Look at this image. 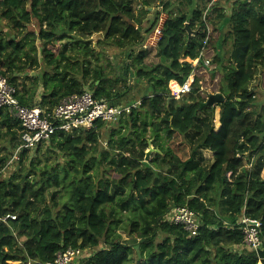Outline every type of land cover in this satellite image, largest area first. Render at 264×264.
I'll return each mask as SVG.
<instances>
[{
	"label": "trees",
	"instance_id": "trees-1",
	"mask_svg": "<svg viewBox=\"0 0 264 264\" xmlns=\"http://www.w3.org/2000/svg\"><path fill=\"white\" fill-rule=\"evenodd\" d=\"M135 1H0L2 19L7 18V27L16 32L11 37L0 29V74L18 88L23 105L52 109L62 98L86 90L112 105H126L138 99L124 102L125 91L118 84L125 87L133 79L144 84L139 108L124 115L119 129L110 132L109 149L102 150L98 160L108 175L97 183L91 171L102 137L108 133L103 132L108 124L102 121L89 130L58 132L52 137L50 143L67 158L63 178L55 167L48 179L41 170L36 182L20 169L0 180V218L9 213L17 216L8 223L0 220V264H47L68 247L89 250L81 264H129L133 236L144 246V264H264V105L259 111L257 94L249 89L256 75V58L264 57V0L234 2L233 50L230 64L224 67L220 66L224 58L217 28L211 29L204 50L205 58L212 60L210 66L202 60L195 67L183 61L199 58L208 28L217 18L224 19L219 1L208 8L212 0H202L205 7L175 12L167 0L162 38L147 46L163 10L146 27L151 0H143L139 12ZM187 1L191 6L195 2ZM187 23L199 31L188 46ZM31 24L37 30L26 31ZM90 34L100 36L98 41L127 48L124 75L111 78L101 66L92 68L90 60L74 62L68 55L72 42L60 43L78 37L75 43L82 46L81 37ZM83 49L87 55L94 53L90 41ZM150 57H154L151 63ZM41 60L52 71L22 81ZM74 63L82 78L74 76ZM192 75V92L180 99L173 96L170 82L179 86ZM260 87L264 92V67ZM217 92L225 101L201 108ZM217 107L221 127L218 131L211 128L199 147L215 153L214 161L205 166L204 159L196 158L189 133L202 112L209 109L213 117ZM153 118L157 120L151 123ZM21 129L20 121L0 107V140H9L12 154L22 145ZM40 150L41 146L34 151L21 148L18 163ZM9 160L8 156L0 158V173ZM34 166L31 161V170H36ZM71 171L74 175L69 177ZM64 189L71 202L57 210ZM174 207H188L199 215L201 227L195 236L166 220ZM123 212L129 213L130 221L126 240L117 230ZM243 216L262 221L259 254L243 244Z\"/></svg>",
	"mask_w": 264,
	"mask_h": 264
},
{
	"label": "rangeland",
	"instance_id": "rangeland-1",
	"mask_svg": "<svg viewBox=\"0 0 264 264\" xmlns=\"http://www.w3.org/2000/svg\"><path fill=\"white\" fill-rule=\"evenodd\" d=\"M1 1V0H0ZM213 1V0H212ZM167 2V0H164L163 2L161 0H151V4L149 5V8H147L148 15H146V27H148L153 20L156 18L159 12H161L164 8V4ZM205 2H208L207 0ZM204 2V3H205ZM220 2V8L222 7L223 12H225L224 19H216L211 25L212 28H217L219 30L218 36L220 37V42L222 41V47H223V60L220 64L221 67L228 66L230 64V58L231 53L233 50V37H232V30H233V21L231 19L232 10L234 7L235 0H221ZM170 3L173 4V9L175 12L184 10L185 12H188L190 8L195 6H201L205 7L206 3L203 4L202 0H195L193 6L188 4L187 0H170ZM211 2L208 4V8H210ZM213 4V3H212ZM143 8V0H136L134 4L135 11L139 12ZM2 10L0 9V29H4L8 35L11 37L16 34V32L12 29H9L7 27V18L2 19L1 17ZM163 15L167 18L168 12L166 10H163L158 16ZM30 30H37V26L34 24L28 25L26 27V31ZM98 37L96 34H90L86 36H82L81 38L84 39V43L82 46L79 44H76V39H79L78 37L75 38H68L62 40L60 43L64 44L65 42H72V45L68 48V55L72 56L74 59L72 61L76 62L79 61L81 63H85L86 61H91V67L95 68L96 66H101L104 70V73L111 78H118L124 75L126 64L125 61H127V48H119L112 43L104 42V41H98ZM90 41V49L94 50V53H87L83 49L85 46V42ZM38 45H40V42H38ZM87 55V56H86ZM154 61V57H150L149 63ZM183 61H191L188 58L184 59ZM257 67L260 65L262 68L264 67V57L256 58ZM220 66L218 68L220 69ZM73 68L77 71H74V76L78 78H82V71L78 70V66H76V63H74ZM52 71V69L48 68L43 60L40 61V65L38 67L32 66L29 68L27 75H24L22 77V81H24L26 78H35L38 76H42L45 71ZM80 72V74H79ZM26 81V80H25ZM124 83L120 82L118 84V88L123 89L125 91V95L123 96L122 100L124 102H128L131 100L132 97L137 98L135 102L139 101V98L142 96V89L144 87V84H137L136 79L130 80L127 83V86L123 87ZM127 87V88H126ZM172 95H176V92L173 90L171 91ZM257 106L258 110L260 111V107L264 105V93L261 91H258L257 93ZM131 103H127L126 105H129ZM219 107L215 109L214 115L212 117V112H210L209 109H206L204 112L200 114L198 125L193 128V130L189 133V141L194 146L196 152V158L202 160L204 159L203 164L205 166H208L207 164L208 159L207 156H210L208 152H205L206 154L199 149L201 141L203 139V136L211 128L217 129L220 126L218 125L219 121V115H218ZM157 118H153L150 120V122H155ZM118 122L113 124H108L103 128V132H108L107 135L104 134L101 140V143L98 147L99 151L96 154V159L94 162V168L91 171L92 180L96 183L104 178L106 175V171H104V168L99 165V158L101 155L102 150L109 149V145H107V142L110 139L111 133L113 130L119 129ZM20 134V132H19ZM129 133H127L128 135ZM152 135V131L149 128V132L147 134L148 137ZM119 137V133L115 135V138ZM21 140V138H20ZM166 135L165 133H162V144L166 145ZM41 150L36 154V152H32L30 154L29 158H24L23 163L19 164L18 160L19 157L16 155V150L12 154L13 147L12 144L9 142L7 138H4L0 140V158L4 156L10 157V160L7 164V166L3 169V171L0 173V180L4 178H10L17 170H23V176L27 175L28 173L31 174L30 180L33 182H36L38 178H40V175L42 174L41 170H45L46 175L45 179H48L50 177L51 170L53 168H57L58 172L60 174V178H63L65 176L64 173V166L67 163V158L65 157V154L60 152L59 150L55 149L53 145L48 142L45 144L40 145ZM31 161L34 162V168L36 170H31L33 167L31 166ZM35 173L37 175H35ZM74 172H70V176H73ZM59 207L56 208L57 210L60 209L65 203L71 202V196L69 195V191L66 192L64 189L58 198ZM122 217V223L118 227V233L123 236V238L126 240L128 239L127 233L130 229V221H129V213L123 212L121 215ZM127 232V233H126ZM136 236V235H135ZM135 237L133 236L130 240L131 243V257L129 264H144L145 259V249L142 245L141 241L138 239L137 242L134 241Z\"/></svg>",
	"mask_w": 264,
	"mask_h": 264
},
{
	"label": "built area",
	"instance_id": "built-area-1",
	"mask_svg": "<svg viewBox=\"0 0 264 264\" xmlns=\"http://www.w3.org/2000/svg\"><path fill=\"white\" fill-rule=\"evenodd\" d=\"M215 0H213L210 4ZM166 17L161 15L159 23L147 39V45H156L162 38V31ZM211 34V28H208L204 47L201 49L199 58L190 62L195 67L200 60L206 66H210L212 60L204 56L205 46ZM194 75H192L184 84L179 85V91L176 92V98L180 99L193 90ZM141 101L129 105H112L106 100H100L94 97L93 92L86 90L83 93H77L62 98L52 109L39 106L30 107L23 105L18 98V88L10 83L8 78L0 74V107L6 108L9 113L20 121V138L22 145L20 149L36 150L40 145L50 142L52 137L58 132L74 134L80 129L94 128L98 121L106 124L118 122L124 115L129 114L132 109L139 108ZM252 164L248 166L251 167ZM231 176V173L228 174ZM17 216L9 213L0 220L8 223L16 220ZM169 222L183 226L191 235L195 236L200 227L199 215L188 207H174L166 216ZM243 229L244 246L251 251L259 254L262 249L260 219H252L243 216L240 220ZM89 250L80 247H68L57 252L53 262L47 264H81L88 255Z\"/></svg>",
	"mask_w": 264,
	"mask_h": 264
},
{
	"label": "crops",
	"instance_id": "crops-1",
	"mask_svg": "<svg viewBox=\"0 0 264 264\" xmlns=\"http://www.w3.org/2000/svg\"><path fill=\"white\" fill-rule=\"evenodd\" d=\"M217 1H221V0H217ZM235 1H236V0H235ZM146 46H147V43H146ZM188 59L191 60L190 58H188ZM262 71H263V68L259 65V66L257 67V70H256V75H255L254 79L250 82V85H249V89L255 91L256 94L258 93V91H261L262 93H264V92L261 90V87H260ZM175 82H176V81H174V82L171 81V82H170L169 87H170L171 91H172L171 85H172V84L175 85V84H176ZM220 110H221V109H220V107H219V110H218V115H219V118H218V119H219V123H218V125L221 127V123H220ZM220 127L217 128L216 130L218 131V130L220 129ZM205 152H208L209 155H210V156H207V157H208V159L206 160V161H208L207 164H211V163L214 161L215 153L212 152V151H210V150H203L204 155L206 154ZM261 176H262L263 179H264V169L262 170V174H261Z\"/></svg>",
	"mask_w": 264,
	"mask_h": 264
},
{
	"label": "water",
	"instance_id": "water-1",
	"mask_svg": "<svg viewBox=\"0 0 264 264\" xmlns=\"http://www.w3.org/2000/svg\"><path fill=\"white\" fill-rule=\"evenodd\" d=\"M187 33H188V43L187 46L190 44V42L192 41V37L194 36H198L199 31H194L190 28L189 23L186 24L185 28H184ZM187 49V47L185 48V50ZM225 101V97L222 93L217 92L214 94H211L208 99L202 104L201 108L205 107V106H209V107H215L217 104L219 103H223ZM153 152V148H151L148 152H147V157H146V162H148L150 155Z\"/></svg>",
	"mask_w": 264,
	"mask_h": 264
},
{
	"label": "bare ground",
	"instance_id": "bare-ground-1",
	"mask_svg": "<svg viewBox=\"0 0 264 264\" xmlns=\"http://www.w3.org/2000/svg\"><path fill=\"white\" fill-rule=\"evenodd\" d=\"M171 88H172V90L174 91V92H178L179 91V86L177 85V84H172L171 85Z\"/></svg>",
	"mask_w": 264,
	"mask_h": 264
}]
</instances>
